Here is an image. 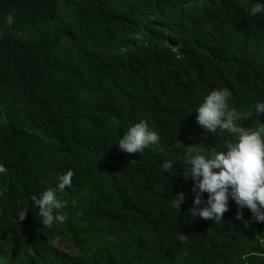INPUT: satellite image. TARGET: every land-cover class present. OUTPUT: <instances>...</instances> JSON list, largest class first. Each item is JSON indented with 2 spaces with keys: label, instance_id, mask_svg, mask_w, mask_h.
Returning <instances> with one entry per match:
<instances>
[{
  "label": "clouds",
  "instance_id": "1",
  "mask_svg": "<svg viewBox=\"0 0 264 264\" xmlns=\"http://www.w3.org/2000/svg\"><path fill=\"white\" fill-rule=\"evenodd\" d=\"M9 1L11 7L0 8V35L21 46L28 26L18 16L19 0ZM85 1L71 0L65 24L82 23ZM112 27L122 38L119 56L152 50L177 65L189 96L166 101L177 125L165 134L179 137L161 147L159 134L141 119L118 142L117 153L131 161L122 170L104 159L111 125L88 130L62 149L71 164L57 186L31 197L38 214L14 195L0 198V264H87L70 247L75 232L60 214L66 202L58 193L92 187L111 174L117 176L106 229L111 243L123 235L131 240L123 264H264V235L253 228L264 229V0H125ZM20 60L31 64L34 51L21 49ZM231 64L239 82L214 86L195 102L196 87L187 81ZM18 69L17 60L0 57V137L41 163L42 150L58 156L50 144L58 124L42 111L70 127L83 117L58 112L62 87L37 92L14 77ZM6 171L0 164V174ZM244 226L247 232L237 236Z\"/></svg>",
  "mask_w": 264,
  "mask_h": 264
},
{
  "label": "trees",
  "instance_id": "2",
  "mask_svg": "<svg viewBox=\"0 0 264 264\" xmlns=\"http://www.w3.org/2000/svg\"><path fill=\"white\" fill-rule=\"evenodd\" d=\"M124 1L86 0L81 9L82 23L68 25L65 22L71 15V0H19L18 16L28 26L26 40L17 46L3 33L0 57L17 60L19 74L14 77L32 83L37 92L45 85L62 87L56 101L58 112L79 115L83 120L78 126L70 127L59 116L42 111L44 119L58 124L57 132L50 138L58 156L51 150H42L41 163L36 161L34 153L15 147L10 137H0V164L7 169L0 174V198L14 195L24 210L38 214L31 197L47 188H55L58 177L71 164L62 158V149L105 122L111 125L113 133L102 144L104 159L117 163L122 170L129 167L131 161L117 153L121 151L118 142L141 119L159 134L161 147L170 138L179 137L177 133L165 134L167 129L177 125L171 110L165 106L166 101L178 94L189 96L177 65L152 50L124 56L117 53L122 38L112 23ZM5 5L12 6L9 0H0L1 10ZM24 48L34 51L31 64L20 60V50ZM240 79L236 65L231 64L217 74L196 73L187 85L196 87L195 93H191L196 102L210 88H230ZM185 118L190 120L189 111ZM113 176L117 174L100 176L92 187L80 191L68 188L58 193L66 202L60 214L68 219V226L75 232V243L70 247L87 264L125 263L126 243L131 240L123 235L111 243L106 229ZM253 228L264 235V229L257 224H253ZM247 229L248 226L238 229L237 236L245 234ZM226 253L233 255L235 250L229 248Z\"/></svg>",
  "mask_w": 264,
  "mask_h": 264
}]
</instances>
